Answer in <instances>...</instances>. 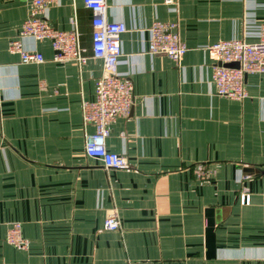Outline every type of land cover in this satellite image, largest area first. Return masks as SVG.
<instances>
[{"label":"crops","instance_id":"crops-1","mask_svg":"<svg viewBox=\"0 0 264 264\" xmlns=\"http://www.w3.org/2000/svg\"><path fill=\"white\" fill-rule=\"evenodd\" d=\"M105 4L107 18L126 26L118 71L132 82L133 104L106 138L124 169L83 150L93 126L83 125L81 104L102 74L83 1L56 0L45 12L57 28L76 17L85 61L56 60L47 40L23 37L44 59L22 63L8 42L29 2L0 0V264H264V74L243 76L242 98L219 95L205 48L253 39L264 0ZM156 20L174 23L188 47L177 61L147 52ZM109 216L117 230L103 228ZM13 222L23 249L5 239Z\"/></svg>","mask_w":264,"mask_h":264},{"label":"built area","instance_id":"built-area-1","mask_svg":"<svg viewBox=\"0 0 264 264\" xmlns=\"http://www.w3.org/2000/svg\"><path fill=\"white\" fill-rule=\"evenodd\" d=\"M29 2L26 18L18 28L17 37L8 42V50L19 55L20 62H41V52L23 47L21 38L47 40L54 51V59H73L79 63L85 61V50L80 44V32L76 17L70 18L68 28H57L46 15V7L56 0H23ZM90 12L91 56L102 64V74L95 81L93 100L81 104L82 123L91 124L93 130L84 136L83 150L86 156L98 160L104 168L124 169L128 167L127 159L106 147L109 135L108 124L117 116H126L133 104L132 82L128 76L118 71L122 55L121 35L126 31L122 21L109 20L106 16L105 0H82ZM170 4L171 0H164ZM147 52L161 53L177 61L188 49L180 38L172 22L154 21L150 25ZM205 48L212 53L216 62L212 67V82L216 93L230 98L244 96L243 76L249 72L264 74V22H259L253 39L233 37L218 40ZM237 61L238 68L225 67L220 63ZM197 173L206 177L202 165H197ZM247 178L248 175H244ZM241 204L249 202V195L241 192ZM105 230H117L118 220L115 216L106 217L103 222ZM5 239L18 249L27 245L22 236L19 223L9 225Z\"/></svg>","mask_w":264,"mask_h":264},{"label":"water","instance_id":"water-1","mask_svg":"<svg viewBox=\"0 0 264 264\" xmlns=\"http://www.w3.org/2000/svg\"><path fill=\"white\" fill-rule=\"evenodd\" d=\"M218 64H221L222 66H225V67H232V68L239 67V63L237 61L224 62V63L218 62Z\"/></svg>","mask_w":264,"mask_h":264},{"label":"rangeland","instance_id":"rangeland-1","mask_svg":"<svg viewBox=\"0 0 264 264\" xmlns=\"http://www.w3.org/2000/svg\"><path fill=\"white\" fill-rule=\"evenodd\" d=\"M249 73H254V72H249ZM200 175V174H199ZM201 176V175H200Z\"/></svg>","mask_w":264,"mask_h":264}]
</instances>
